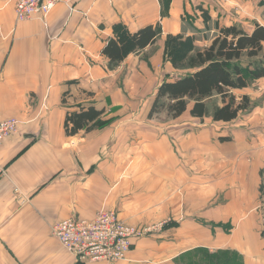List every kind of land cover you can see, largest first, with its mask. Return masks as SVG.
Listing matches in <instances>:
<instances>
[{
	"label": "crops",
	"instance_id": "crops-1",
	"mask_svg": "<svg viewBox=\"0 0 264 264\" xmlns=\"http://www.w3.org/2000/svg\"><path fill=\"white\" fill-rule=\"evenodd\" d=\"M262 19L260 0H76L18 23L15 0H0V121L19 122L0 144V264H78L53 228L103 209L157 228L118 264H206L218 252L264 264V79L237 93L255 107L232 123L149 118L159 86L179 78L165 44L194 36L186 21L215 35ZM117 25L158 37L110 69L103 51ZM80 106L105 112L69 138L67 115Z\"/></svg>",
	"mask_w": 264,
	"mask_h": 264
},
{
	"label": "trees",
	"instance_id": "trees-1",
	"mask_svg": "<svg viewBox=\"0 0 264 264\" xmlns=\"http://www.w3.org/2000/svg\"><path fill=\"white\" fill-rule=\"evenodd\" d=\"M260 4L264 6V0H260ZM206 21L209 18L206 17ZM188 31L194 36L167 38L166 60L176 72L185 74L175 80L169 77L159 86L149 118L165 112L168 118L176 120L189 113L195 119L232 123L241 114L250 113L255 104L249 96L237 93L264 79V26L255 23L251 31L238 25L221 28L204 48L197 43L209 40L211 26L199 30L186 21L184 33ZM114 35L103 51L110 61V69L118 67L130 55L153 46L158 30L150 26L132 35L125 26L117 25ZM104 112L84 106L69 112L65 121L66 135L73 138L82 131L92 132L94 123ZM221 141H229V138ZM227 256L224 252H218L205 256L204 261L206 264H237V255L229 259Z\"/></svg>",
	"mask_w": 264,
	"mask_h": 264
},
{
	"label": "built area",
	"instance_id": "built-area-1",
	"mask_svg": "<svg viewBox=\"0 0 264 264\" xmlns=\"http://www.w3.org/2000/svg\"><path fill=\"white\" fill-rule=\"evenodd\" d=\"M76 0H15L18 23L47 16L59 4L72 5ZM19 131L16 119L0 121V144ZM0 171L1 167H0ZM157 230L137 228L120 220L118 214L100 210L91 221L71 217L53 228V235L78 264H118L127 259L134 241Z\"/></svg>",
	"mask_w": 264,
	"mask_h": 264
},
{
	"label": "rangeland",
	"instance_id": "rangeland-1",
	"mask_svg": "<svg viewBox=\"0 0 264 264\" xmlns=\"http://www.w3.org/2000/svg\"><path fill=\"white\" fill-rule=\"evenodd\" d=\"M261 5V4H260ZM263 8H264V6H263ZM247 21H250L251 23H252V21H253V19H251V18H249V17H247V19H246ZM254 22V21H253ZM262 22L264 23V19H262ZM246 24V23H245ZM207 27V26H206ZM205 34H203V35H201V37L202 36H204ZM196 36L198 37V34H196ZM213 36H214V32H212L211 33V36H210V38H209V40H205V41H202L201 43H200V45H198L199 47H201V48H204V46L206 45V44H208V43H210L209 41L213 38ZM202 39V38H201ZM165 48H166V46H165ZM185 73H183V72H180V73H176V75H178V77H180V76H182V75H184ZM176 77V76H175ZM250 91L252 92V91H260V90H258V88H256V87H251V89H250ZM249 91V92H250ZM146 102H134V105H133V107H136V108H138V107H140V105L142 104V106L145 104ZM141 106V107H142ZM167 115H166V113L165 112H163V113H160V114H158V115H155L154 117H153V120H154V123H161V124H165V123H167V124H171V123H173V122H171V120H169L170 118H167L166 117ZM244 155H246V152H244ZM249 155V154H248ZM258 156V157H257ZM256 157L259 159H262V160H264V151L263 152H260V149H257L256 150ZM203 260V259H202ZM205 261L203 260V263H204Z\"/></svg>",
	"mask_w": 264,
	"mask_h": 264
}]
</instances>
